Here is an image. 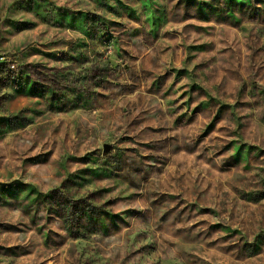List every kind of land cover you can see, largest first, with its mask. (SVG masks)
Returning <instances> with one entry per match:
<instances>
[{
    "label": "rangeland",
    "instance_id": "374dc122",
    "mask_svg": "<svg viewBox=\"0 0 264 264\" xmlns=\"http://www.w3.org/2000/svg\"><path fill=\"white\" fill-rule=\"evenodd\" d=\"M0 264H264V0H0Z\"/></svg>",
    "mask_w": 264,
    "mask_h": 264
}]
</instances>
